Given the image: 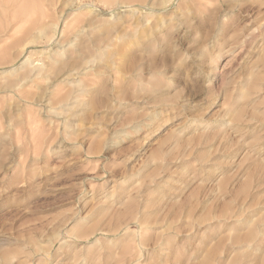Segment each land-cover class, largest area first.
Listing matches in <instances>:
<instances>
[{
	"label": "rangeland",
	"instance_id": "374dc122",
	"mask_svg": "<svg viewBox=\"0 0 264 264\" xmlns=\"http://www.w3.org/2000/svg\"><path fill=\"white\" fill-rule=\"evenodd\" d=\"M163 1L0 0V264H264V0Z\"/></svg>",
	"mask_w": 264,
	"mask_h": 264
},
{
	"label": "bare ground",
	"instance_id": "6f19581e",
	"mask_svg": "<svg viewBox=\"0 0 264 264\" xmlns=\"http://www.w3.org/2000/svg\"><path fill=\"white\" fill-rule=\"evenodd\" d=\"M169 0H164L163 3H167ZM70 11V10H69ZM65 12V10H64ZM63 13V12H62ZM61 16V15H60ZM64 16V15H63ZM51 24V23H50ZM55 24V23H54ZM45 26V25H44ZM42 26V27H44ZM47 26V25H46ZM48 27V26H47ZM56 29H57V25H55ZM43 30V29H42ZM41 30V31H42ZM44 32V31H43ZM42 32V33H43ZM40 33V32H39ZM79 36H84V35H87V32H86V26L85 27H80V31H79ZM36 36V35H35ZM93 41H90V47L93 48V50L96 52V55L95 56H91V55H88L87 57L84 58V61L82 63L79 64V66L77 65V63L75 62H66V65H65V62L62 61V57L64 55H66V53L69 51V49H75V52L81 54V53H84V49H87L88 48L85 46V47H81L79 44H76V41H69V46L67 49H65V47L63 49H61L60 51H54V54L50 55L49 56V60L51 61V65H58L60 66L61 70L58 71L57 74H55V77L53 78H49L47 77V84H50L52 82L53 79H56L57 82L59 83H62V84H76L74 85L73 87H82L83 84L80 80H78L77 77H79L80 75L82 74H86L89 70H92L96 63H101L103 62V57L106 55V51L109 49L108 46H105V47H102L101 45H94V43H91ZM98 43V42H96ZM100 44V43H99ZM57 45V44H56ZM55 45V46H56ZM89 46V45H88ZM25 47V46H24ZM62 47V46H60ZM59 48V47H58ZM82 48H84L82 51ZM112 48V47H111ZM90 51V50H89ZM87 53V51H86ZM115 56V55H114ZM107 57H110L112 58V55H108ZM114 58V57H113ZM111 61V60H110ZM27 61H24L21 66H24L26 64ZM110 63V66L111 68H114L115 67V62L111 61L109 62ZM19 64V63H18ZM45 64V63H44ZM49 64V63H48ZM106 65H108L107 63H105ZM14 64L11 66L13 67ZM65 66L68 68L67 71L65 72V74H62V75H59L61 74L66 68ZM15 67V66H14ZM14 67L12 69H10V73L11 74H14V72L16 71V69H14ZM20 67V66H19ZM45 67L46 66H43L42 65L40 67L38 66H33L30 68V71H29V75L25 76L24 78L20 79L18 82H21L23 81V84L27 83L28 81L30 82V80H32L34 78V76L36 77H41L44 72H46L45 70ZM21 68V67H20ZM18 69V68H17ZM45 70V71H44ZM28 73V72H27ZM77 76V77H76ZM35 77V78H36ZM77 78V79H76ZM16 81V80H15ZM17 85H14L13 87H15ZM12 87V86H11ZM12 87V88H13ZM9 88V87H8ZM70 99H74V98H70ZM70 99H67V100H70ZM74 103V101L72 102Z\"/></svg>",
	"mask_w": 264,
	"mask_h": 264
}]
</instances>
